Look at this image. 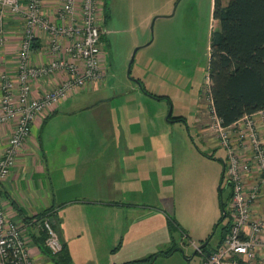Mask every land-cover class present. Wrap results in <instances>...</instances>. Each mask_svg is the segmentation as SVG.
Listing matches in <instances>:
<instances>
[{"label": "rangeland", "instance_id": "rangeland-1", "mask_svg": "<svg viewBox=\"0 0 264 264\" xmlns=\"http://www.w3.org/2000/svg\"><path fill=\"white\" fill-rule=\"evenodd\" d=\"M228 1L221 0L223 5ZM211 4L212 0H103V77L94 90L79 95L82 100L73 111L59 112L46 125L52 131H73L65 137L70 144L114 143L110 131H134V143H163L168 150L165 161L160 160L163 168L155 165L154 174H149L150 168L141 164L137 174L121 182L117 200L133 207L127 210L134 215L138 242L125 244L112 262L159 242L163 229L175 256L156 264H200L202 256L196 246L210 236L205 249H213L227 222L226 217L215 226L222 214L220 198L227 209L230 192L226 152L210 150L201 142L197 121L201 106L203 122L213 124L207 76L210 34L218 22L212 18ZM81 219L74 218L75 224ZM94 240L98 238H73L70 264H103L95 253L98 246L89 245Z\"/></svg>", "mask_w": 264, "mask_h": 264}, {"label": "crops", "instance_id": "crops-1", "mask_svg": "<svg viewBox=\"0 0 264 264\" xmlns=\"http://www.w3.org/2000/svg\"><path fill=\"white\" fill-rule=\"evenodd\" d=\"M21 2L25 5V0ZM64 2L65 0H41L42 17L55 21L56 12ZM23 21L22 14L7 16L4 25L6 41L0 43V75L7 73L13 81L16 80V61ZM53 56L46 35L38 31L33 42L32 63L45 64ZM63 78L64 74L58 72L34 83L31 96L39 97L44 91L58 85ZM94 88L85 87L78 94L59 103L32 125L27 140L19 150L14 167L4 183L0 184V196L5 212L12 221L22 227L35 264H58L43 253L38 244L44 236L40 225V218L44 216L52 220L64 248V256L68 257L64 264H70L69 245L73 238L80 235L83 238L91 236L98 238L94 240L95 242H89V245L91 248L98 246L99 252L95 253L99 254L98 257H101L103 264H125L145 259L153 254L157 255L149 264L172 259L175 250L170 254H164L173 248L170 245L172 241L166 243L165 238H169L165 237L163 229H160L159 232L162 234L158 236L159 242L151 243L134 256L113 262L111 260L123 250L125 244L138 242L136 231L133 230L134 215L129 212L133 207L123 206L122 202L117 200L121 193L120 184L128 175L137 174L141 164H146L150 168L149 174H154L152 168L155 165L163 168L161 164L163 161L160 160L165 161L168 154L165 145L158 142L157 145L153 143L151 146L134 143L133 137L137 134L134 131H110L114 143L70 144L65 137L73 134V131L46 129V125L54 121V115L62 111H73L77 102L82 100L79 95L87 89ZM1 95L0 89V99ZM208 99L210 116L212 104L210 94ZM204 116L200 106L197 121L200 126L201 142L210 150L224 149L215 138L211 126L203 122ZM251 118L264 143V110L252 114ZM241 120L234 124H241ZM13 125V121L0 125V157L12 133ZM152 137L155 140L156 135L153 134ZM241 156L246 159V152L241 151ZM144 160L147 161L144 163ZM77 216L82 219L80 223L75 224L74 218ZM252 216L264 217V199L252 204ZM165 224L167 229L170 228V219L165 220ZM262 238L264 239V233ZM218 244L219 241L215 247ZM213 249L203 250L200 255L203 258L204 254ZM261 255L264 256L263 250ZM92 259L96 261L97 258ZM256 260L259 263V256Z\"/></svg>", "mask_w": 264, "mask_h": 264}, {"label": "built area", "instance_id": "built-area-1", "mask_svg": "<svg viewBox=\"0 0 264 264\" xmlns=\"http://www.w3.org/2000/svg\"><path fill=\"white\" fill-rule=\"evenodd\" d=\"M103 0H65L50 21L40 13L41 0H0V43L6 41L5 19L23 15V31L16 61V80L0 75V125L14 122L12 133L0 157V184L8 178L21 146L32 125L59 103L87 86L95 87L103 77L100 48V9ZM47 37L53 58L45 64H33L31 54L37 32ZM63 73L61 82L39 97L31 96L34 83ZM207 82L209 79L207 76ZM211 129L226 151V186L230 189L227 209L228 230L221 242L204 254L201 264H264V217L252 216V204L264 199V143L251 115L241 124L223 127L212 104ZM246 152V159L241 156ZM250 181V182H249ZM45 233L44 245L51 254L61 251L54 224L40 218ZM196 251L201 249L196 246ZM259 256V263L256 260ZM0 264H35L27 247L22 227L6 214L0 196Z\"/></svg>", "mask_w": 264, "mask_h": 264}, {"label": "trees", "instance_id": "trees-1", "mask_svg": "<svg viewBox=\"0 0 264 264\" xmlns=\"http://www.w3.org/2000/svg\"><path fill=\"white\" fill-rule=\"evenodd\" d=\"M212 18L217 20L218 28L211 32L209 41V94L216 117L227 127L244 116L264 110V0H229L225 5L221 0H214ZM169 118L184 120L182 116ZM221 191L220 188V194ZM220 207L225 212L221 198ZM226 217L227 214H221L215 226ZM228 224L227 221L222 227L219 243ZM44 238L45 233L41 243L38 242L41 251L58 264L66 263L68 257L64 256L63 246L59 253L51 254ZM209 238L202 242L208 244ZM200 249L206 251L205 246ZM156 255L125 264H149ZM239 264L244 263L240 260Z\"/></svg>", "mask_w": 264, "mask_h": 264}, {"label": "water", "instance_id": "water-1", "mask_svg": "<svg viewBox=\"0 0 264 264\" xmlns=\"http://www.w3.org/2000/svg\"><path fill=\"white\" fill-rule=\"evenodd\" d=\"M135 52H136V50L133 52V55H132L131 60H130V63L132 62V59H133V57H134ZM136 82H138V81H136ZM222 215L225 216V212H224V210L222 211ZM205 245H206V243H202V245H201L199 248H202V247H204Z\"/></svg>", "mask_w": 264, "mask_h": 264}, {"label": "flooded vegetation", "instance_id": "flooded-vegetation-1", "mask_svg": "<svg viewBox=\"0 0 264 264\" xmlns=\"http://www.w3.org/2000/svg\"><path fill=\"white\" fill-rule=\"evenodd\" d=\"M213 2L214 0H212V4H211V13H212V9H213ZM228 187V186H227ZM229 188V187H228Z\"/></svg>", "mask_w": 264, "mask_h": 264}]
</instances>
